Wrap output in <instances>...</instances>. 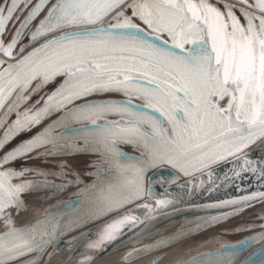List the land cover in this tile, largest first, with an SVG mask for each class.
I'll return each mask as SVG.
<instances>
[{
	"label": "snow or ice",
	"instance_id": "obj_1",
	"mask_svg": "<svg viewBox=\"0 0 264 264\" xmlns=\"http://www.w3.org/2000/svg\"><path fill=\"white\" fill-rule=\"evenodd\" d=\"M125 2L57 0L32 33L33 41L67 25L100 24L101 27L53 37L0 71V108L17 88L21 90L18 100H23V92L33 80L41 79L37 85L39 89L57 76L66 77L48 97L43 109L25 114L23 121L17 119L0 141V148L20 131L38 124L51 110L67 108L94 92L135 94L144 101L142 108L152 110L135 111L126 103L109 101L85 104L69 109L65 114V120L69 117L77 122L90 120L96 133L92 142L103 146L122 173L133 172L132 177H124L118 190L114 191L110 186L107 191H101L104 212L122 207L144 194L145 167L141 164L155 166L167 162L189 174L190 167L193 170L207 167L218 157L232 155L264 138V15H254L247 10L255 8L264 13V0H254L252 4L248 0H238L246 5L241 9L246 24L235 15L232 4H225L226 11L222 12L208 0H133L129 7L151 30L149 35L166 33L172 48L160 47L146 39L140 34L143 30L124 17L123 12L117 13V20L124 17L122 22L104 25L103 18ZM20 3L28 4L31 0H11L10 6L0 7V36ZM47 3L48 0H40L36 4L6 48L0 39V51L14 58L13 49L23 30ZM3 63L0 61V65ZM225 98L227 104L221 107L219 101ZM11 111L13 108H9ZM109 113L131 119L127 123L98 124ZM165 123L169 128L164 127ZM63 124L62 120L46 128L9 152L3 163L47 144L57 147L61 137L53 132L55 127ZM83 139L88 143L90 137L86 135ZM118 141L142 145L147 150V161L120 164L116 158L123 153L117 149ZM17 175L22 173L0 171V214L20 202V193L29 187L12 184V178ZM260 175L264 176V171ZM255 195L264 198V193ZM252 198L245 197L244 200ZM167 203L158 201L161 207ZM136 220V217L125 215L112 221L105 226L100 240L89 247L99 248L105 242L114 241L124 225ZM6 235L7 239L0 237V264L49 242L44 239L49 236L46 231L40 233L39 241L35 235H25L15 228ZM153 264H159L158 259ZM260 264H264V260Z\"/></svg>",
	"mask_w": 264,
	"mask_h": 264
},
{
	"label": "rangeland",
	"instance_id": "obj_2",
	"mask_svg": "<svg viewBox=\"0 0 264 264\" xmlns=\"http://www.w3.org/2000/svg\"><path fill=\"white\" fill-rule=\"evenodd\" d=\"M33 1L35 3L37 0H31V3ZM10 2L11 0H0V7L10 6ZM208 2L220 8L222 12L226 11L225 4H232L235 15L241 20L242 24H246V20L241 11L246 5L238 2V0H219V2L218 0H208ZM248 2L252 4L254 0H248ZM31 3H20L12 20L7 23L4 33L0 36L5 48L11 43L14 39V34L19 30L23 15L32 8ZM56 3L57 0H52L34 21H32L30 26L37 21V18L38 20L45 19L48 11ZM120 9L119 7L105 16L103 23H105L106 17L108 18L110 15L119 12ZM247 10L253 12V14L264 15V13L257 12L255 8H248ZM99 27H101L100 24L86 26L67 25L62 29H58L53 34L44 38L39 37L35 41L31 39L32 32L29 29L30 27H28V30L23 32L16 47L13 49L14 58H10L0 51V61H4L3 65H0V71L7 68L8 64L17 63L24 56L32 52L33 49L42 46L53 37H59L64 33H80ZM40 83V78L33 80L28 89L23 92V100H18L21 90L17 88L7 98L3 108H0V141H3L5 133L14 126L17 119L23 121L25 114L31 115L43 109V104L40 99L42 96L46 98L50 95L49 90L51 86L48 83L37 89V85ZM130 96L133 97L134 95ZM78 103L76 107L88 104L89 102ZM219 103L221 107H225L227 98L219 101ZM9 108H13V111L9 112ZM69 109L67 108L60 117L57 114L55 115L57 111L51 110L41 118L38 124H34L24 131H20L4 144L3 148H0V171L22 173V175L13 177L11 183L14 185H29V187L20 193V202L6 208L4 213L0 214V237L7 239L6 234L10 229L15 228L25 235H35L36 240L39 241L41 232L57 230L59 235L67 243L75 242L80 233L89 230L112 215L152 194L154 189L149 180L151 173L168 167L171 170L170 180L172 182L182 179L175 177L174 174L181 170L167 162L158 163L155 166L141 164L140 166L145 167L143 174L144 194L140 198L133 199L130 203L124 204L122 207L114 208L107 212L102 211L103 204L100 200L101 191H107L110 186H113L114 191L118 190L124 183V177H132L133 172L129 170L122 173L116 166V160H113L110 154L104 151L103 146L92 142V137L96 133L95 126L92 125L90 120L77 122L71 117L65 120V114ZM132 109H135V111H143L138 106H134ZM156 115L159 116L158 113ZM129 119L131 117H121V115L104 116L103 120L98 121V124L116 121L127 123ZM160 119H163V117H160ZM62 120L64 121L63 126L55 127L53 132V135L61 137L57 147H53L52 144H47L14 160L3 163L4 157L9 152H12L17 147L33 139L39 133L44 132L46 128L57 125ZM164 127L169 128V125L165 123ZM84 129L88 131H83ZM86 135L90 137L88 143H85L83 139ZM260 141V139H257L247 148L235 152L232 155L225 154L223 158L218 157L215 162L210 163L207 167H202L199 170L190 169L187 176L194 175L215 164L237 157L260 145ZM117 149L123 153V156L116 158L120 164H140L141 161H147L148 159L147 150L142 145L137 146L135 143L118 141ZM241 208L242 210L237 208L227 211L220 217H215V222L210 224L214 226L208 230L197 232V235L194 234L196 228L202 224L208 225L209 223H206L209 217H203L196 211H193L181 222L179 229H176V224L170 232H167V234L165 232L163 233L162 237L175 233V237L170 243L159 247L156 246L146 251L145 258L139 264H153V261L157 259L159 264H161L164 262L168 253H172L173 258L169 263L165 262V264H187L188 259L201 250L216 247L218 244H224L230 240L248 237V234L250 235L251 233H254L251 235L252 237H257V232L264 230V199ZM29 229L31 231H28ZM177 230L180 232H177ZM183 232L184 234L182 235ZM190 238L196 239L185 241ZM44 239L49 240V242L42 248H35L31 252H25L24 255L7 261L6 264H46L53 250L48 236L44 237ZM183 241L185 242L181 243ZM202 243H205V246H202ZM258 243L261 245L257 246L262 248L264 246V238ZM178 244L180 245L176 246ZM168 248L170 250L166 252ZM262 260H264V256L259 259V263ZM110 261L106 263L108 264Z\"/></svg>",
	"mask_w": 264,
	"mask_h": 264
},
{
	"label": "water",
	"instance_id": "obj_3",
	"mask_svg": "<svg viewBox=\"0 0 264 264\" xmlns=\"http://www.w3.org/2000/svg\"><path fill=\"white\" fill-rule=\"evenodd\" d=\"M51 1L48 0L45 7ZM39 2L40 0L35 2L29 13ZM245 161L250 163H245ZM170 171V168L164 167L151 173L149 180L154 189L152 194L86 231L68 248V253L59 264H92L105 250L181 213L196 211L203 217L211 216L245 207L264 199L255 195L264 193V176L260 175L261 171H264V143L237 157L215 164L194 175L186 176L185 179L172 182ZM245 197L254 198L245 201ZM161 200L168 202L167 206L161 207L158 204ZM144 205L149 207L145 208ZM125 215L136 217L137 220L132 224L124 225L121 234L114 241L105 242L99 248L89 247L100 240L106 225ZM48 233L53 251L68 244L57 230H50ZM242 242L245 243L242 244ZM242 242L226 245L220 250L198 257L197 260H209L210 264H221L247 245L246 241Z\"/></svg>",
	"mask_w": 264,
	"mask_h": 264
},
{
	"label": "bare ground",
	"instance_id": "obj_4",
	"mask_svg": "<svg viewBox=\"0 0 264 264\" xmlns=\"http://www.w3.org/2000/svg\"><path fill=\"white\" fill-rule=\"evenodd\" d=\"M260 140H261L260 144L264 143V138H261ZM190 169L191 167L189 168V170ZM174 174H175V177H179L182 179H185L187 176V174H185L183 171L175 172ZM192 212L193 211H188L185 213L178 214L176 216H173L169 219H166L164 221H161L149 227L148 229L139 233L135 237L105 250L97 257V259L92 264H107L106 262L109 260L111 261L108 264H139L141 263L143 259L145 258L146 251H149L155 248L156 246L159 247L161 245L163 246L167 243H170V241H172L173 238L175 237L174 235L175 233L171 234L170 236L166 235L165 237H162L163 233L165 232L167 234V232H170V230L176 224H177L176 229L177 228L179 229L181 222H183L185 217H187ZM85 232L80 233L79 237L83 235ZM177 232H180V231L177 230ZM183 234L184 232L182 233V235ZM191 239L193 240L196 238H190L185 241H190ZM185 241L181 243H184ZM74 243L75 242H69L66 246H61L57 248L56 250H54L51 253V255L48 257L47 263L49 262L48 264H59L64 259L65 255L68 253V248L71 247ZM180 244L176 246H179ZM169 250L170 249L168 248L166 252ZM129 253H131V256H129ZM172 256L173 255L171 254L167 261L168 263L170 262V260H172L173 258Z\"/></svg>",
	"mask_w": 264,
	"mask_h": 264
},
{
	"label": "crops",
	"instance_id": "obj_5",
	"mask_svg": "<svg viewBox=\"0 0 264 264\" xmlns=\"http://www.w3.org/2000/svg\"><path fill=\"white\" fill-rule=\"evenodd\" d=\"M133 2V0H126V2L120 7V11L119 12H123L124 13V17L129 18L133 23L136 21V25H138V27L140 29H142L143 31L140 33L141 35H143L146 39H150L153 43L159 45L160 47H167V48H172V42L171 39L168 37V35L166 33L163 34H158V33H154L152 32L151 35H149V33L151 32V30L147 27V25L144 24V22L137 16L133 15V11L132 9L129 7V5H131ZM118 13V12H117ZM117 13L110 15L108 18L106 17L105 23H103L104 25H108V24H116L118 22H122L124 17H120L119 20H117ZM254 15H262V14H256L254 13ZM241 22V20H240ZM242 23V22H241ZM258 23V21H257ZM101 26V25H100ZM117 31H121V30H117ZM87 31H82L80 33H85ZM164 41H167V44L164 43ZM185 47H190V45H186ZM174 51H179L178 49H173ZM66 79L65 76H57L55 77V79L50 82V90H49V94L52 95V93L64 82V80ZM56 87V89H55ZM55 89V90H54ZM48 93V92H46ZM48 95L46 98L45 97H41V102L43 104V108L45 106V104L47 103V99L50 96ZM134 96H130V95H125L123 92L120 91H106V92H94L91 95L82 98L80 100H76L75 102H73L72 104H70L69 106H67V108H70L72 106V109L77 108V104H79L78 102H89L88 104H99V103H106V102H115V103H127L128 107L130 109H132L134 106H138V108H140V110L143 111H149L151 112V109H145L142 108V104L144 103V101L141 98H138L135 94H133ZM140 105H138V104ZM80 105L78 107H82L84 106ZM134 105V106H131ZM67 108H61L59 110H54L57 111V113H55V115L57 114L59 117L62 116V114L65 112V110ZM135 110V109H133ZM60 114V115H59ZM154 115H156L157 113H153ZM119 114L117 113H109L107 115H105L106 117L108 116H117ZM129 117V116H126ZM172 253H169L164 262H162L161 260V264H165V262L168 261L170 255Z\"/></svg>",
	"mask_w": 264,
	"mask_h": 264
},
{
	"label": "flooded vegetation",
	"instance_id": "obj_6",
	"mask_svg": "<svg viewBox=\"0 0 264 264\" xmlns=\"http://www.w3.org/2000/svg\"><path fill=\"white\" fill-rule=\"evenodd\" d=\"M33 3H34V1H33ZM33 3H31L32 6L35 4V3L34 4ZM10 5H11V2H10ZM29 11H26V14L23 15V17H22L23 19H21V21H20L21 23H20L19 29L21 27V24L24 23V21L26 20V17L28 15ZM36 20L37 21H35L32 26H30V24L32 22L30 24H28V26L23 30V32L26 31V30H28L27 28L30 27L29 29L33 33L38 28L40 22L42 20H44V19H41L40 22H39L38 18ZM38 22H39V24L36 27V25H37ZM15 36H16V33L14 34V38H15ZM240 210H242V208H240ZM225 213L226 212L208 216L209 219H208V222L206 224H208V223L209 224L208 225H204V224L199 225L196 228V231H195L194 234L197 235V232H199V231L202 232V231H205V230L210 229V227L214 226V225H210V224H212V223L215 222V217H220V216H222V214H225ZM252 234H254V233H251L250 235L248 234V237H242V238H239V239L230 240L228 242H225L224 244H218L216 247L207 248V249L201 250L199 253L191 256L188 259V263L187 264H193V262H196V264H210L209 260H201V261H199L197 259H198V257L205 255L206 253H209V252H212V251H215V250H220V249H222L226 245H229V244H232V243H235V242H242V241H246L247 242V245L244 246L241 250H239L231 258H229L228 260L222 262L221 264H260L259 263V259L262 258V256H264V246L262 248H259V246H257V245H261L258 242H260L264 238V230L257 232L258 236L255 237V238L251 236ZM196 246H198V245H196ZM202 246H205V243H202Z\"/></svg>",
	"mask_w": 264,
	"mask_h": 264
}]
</instances>
